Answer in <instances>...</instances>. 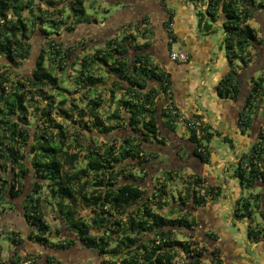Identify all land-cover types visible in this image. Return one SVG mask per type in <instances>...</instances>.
<instances>
[{
  "label": "trees",
  "instance_id": "trees-1",
  "mask_svg": "<svg viewBox=\"0 0 264 264\" xmlns=\"http://www.w3.org/2000/svg\"><path fill=\"white\" fill-rule=\"evenodd\" d=\"M186 1L204 8L197 17L198 27L206 33L217 32L220 27L214 31V24L221 23L231 70L220 81L217 96L237 100L242 94L238 70L250 67L254 56L251 50L257 55L263 42L249 22L259 18L256 13L263 17L264 3ZM87 7L97 14L95 0L89 5L88 0H0V58L4 63L14 68L22 66L31 56L32 38L37 32L44 37L45 46L31 75L0 72V217L18 207L16 201L23 198L19 212L33 227L31 238L34 236L48 251L45 256L15 254L4 262L0 246V264H63L49 252H66L77 245L95 251L103 258L102 264H203L206 249L199 248L198 242L176 238V230L184 235L185 230L193 232L195 220L188 215L171 219L159 213L168 205V183L174 180L176 171L165 170L166 179L151 192L139 183L148 173L141 169L143 177H137L129 167L141 168L158 159L159 153L149 152L144 146L167 145L160 119L173 132L180 121L187 125L190 145L178 154L181 160V154L186 155L185 163L194 156L209 164V148L215 138H222L232 151L234 142L211 126L183 116L174 99L172 75L147 52L154 35L147 18L141 29L128 28L102 45H95L94 39H81L69 47L58 41V37L76 32L82 25L100 23ZM57 69L68 76L65 88L64 81L55 75ZM13 74L20 78H13ZM252 84L238 120L243 134L255 128V116L264 108V75ZM66 94L78 96L71 100ZM40 116L41 126L33 133ZM63 123L75 125L73 134ZM95 132L106 137L103 144L89 143L88 135ZM31 175L37 183L26 193V180ZM231 176L242 189L264 182V126L250 149L237 158ZM220 191L195 174L180 201L183 207L187 206L184 199H188L200 208L209 199L215 201ZM253 198L260 209L261 195ZM250 200L240 197L236 201V220L253 219ZM44 202L57 214L66 232L77 238L62 237L60 243L48 240L52 232L44 221ZM81 210L89 211V221ZM259 213L262 225L248 228V238L254 243L264 240V208ZM61 231L57 233L61 235ZM8 235L12 246L22 245L19 231L12 230ZM179 252L182 263L177 261ZM211 254L214 263L223 264L220 249L215 248ZM41 259L43 263H39Z\"/></svg>",
  "mask_w": 264,
  "mask_h": 264
},
{
  "label": "crops",
  "instance_id": "crops-1",
  "mask_svg": "<svg viewBox=\"0 0 264 264\" xmlns=\"http://www.w3.org/2000/svg\"><path fill=\"white\" fill-rule=\"evenodd\" d=\"M103 3L108 4L107 2ZM108 6H112L113 10L107 7L102 8L101 13L103 14L105 10H109L102 22L82 25L79 28L89 34L92 29L93 33L90 35L93 36L88 37L97 38L99 35L103 37V44L107 39L113 38L117 34L122 35L128 28L141 29L144 25L143 20L147 18L154 30L151 48L147 52L150 53L155 63L160 64L172 75L174 99L183 116L188 120H197L209 125L213 131L217 130L223 134V137L228 136L233 140L235 145L233 154L224 159V162L219 161L223 164L217 167L219 172L224 168L225 172L222 173L226 178L218 171L214 172L209 168V165L212 166L216 162L215 158L220 155V150L209 148L211 153L209 164H203L192 156L189 162H194L195 167L193 168L184 162L183 159L186 158L184 153L181 154L182 160L178 157L179 151L183 147H189V136L183 138L174 135L172 137L175 139L176 145L180 144V147L177 146L171 154L175 161V163L171 161V164H174L172 166L179 167L172 170L180 172L187 167L193 173L202 176L207 183L219 187L223 191L224 200L231 205V213L226 218V222L221 216L222 211L229 210L225 205L215 206L216 209L208 215V226L215 230L216 248L221 250L222 257L227 256L229 264H264V240L254 243L248 238L249 226H261L262 222L255 221V215L253 219L244 221L235 219L233 207L236 201L244 196L235 193V187L230 177L233 171H228L229 166H232L236 161L237 154L240 156L249 150V145L255 142L259 130L264 126L263 108L255 116L254 129L243 134L238 128L240 111L244 106L247 93L251 91L252 81L256 79V73L259 71L256 69V65L264 57L263 55L261 58V49H257V55L254 53V59L249 68L238 70L237 78L241 85V96L237 100L220 99L217 96L218 85L231 70L226 51L223 48L225 32L221 23L214 24V31L217 27L221 28L214 33H206L198 27L197 13L200 10L203 11L204 8L186 0H115ZM257 16L261 15L256 13ZM169 22L171 23L170 28L167 25ZM108 30L109 33H105ZM95 38L96 44L99 43ZM171 41L174 44L170 45ZM142 43L141 41L140 44ZM176 46L188 52L189 60L187 62H178L171 58L170 51ZM166 144L169 146L168 143ZM166 146L163 148H167ZM152 147H154L153 144H148L146 149L151 150ZM257 185L258 189L254 191L255 189L252 188L250 195L261 194L264 203V182Z\"/></svg>",
  "mask_w": 264,
  "mask_h": 264
},
{
  "label": "rangeland",
  "instance_id": "rangeland-1",
  "mask_svg": "<svg viewBox=\"0 0 264 264\" xmlns=\"http://www.w3.org/2000/svg\"><path fill=\"white\" fill-rule=\"evenodd\" d=\"M93 0H88V5L92 2ZM96 1V8H97V12L99 13H94V11L90 10L87 7V10H89L90 14L96 15V17L98 18V20L100 22H102L103 18L105 17V14L101 13L102 8H112V6H108L109 4H111L113 2V0H95ZM261 1L262 3H264V0H258ZM103 2H107L108 4L105 5ZM87 6V5H86ZM113 10V8H112ZM115 12V9H114ZM113 13V11H112ZM264 14V11L262 12ZM262 19V20H261ZM249 24L258 30L259 35L261 37V39L263 40L262 45L258 47V49H261V58L264 55V15L262 18H258L255 20H252L249 22ZM221 29V28H219ZM91 32L90 34L93 33V30L90 29ZM105 33H109V30L106 31ZM89 33H87L85 30L78 28L76 32L73 33H64L61 37H58V41L65 43L68 47L72 44H75L76 41L81 40V39H94L89 38L93 35H90ZM117 34V33H116ZM108 35V34H107ZM118 35V34H117ZM89 36V37H88ZM97 40V44L95 45H99L102 44L103 42V37H100L98 35L97 38H95ZM173 42V41H171ZM32 43H33V49H32V53L30 58L24 62L22 64V66H20L19 68H14V67H9L6 63H4V61L0 58V61H2V63H0V72L3 71H7L9 74L13 73V72H20L22 75L24 76H29L32 74L37 60L39 58V56L42 54L43 49L45 48L44 46V37L42 36V34L40 32H37L33 35L32 38ZM141 43V40L140 42ZM174 44V42H173ZM178 50H182L185 51L183 49H179L178 46H176L175 49H173L171 51H178ZM252 51V56L255 53L256 50H251ZM187 54L188 52L185 51ZM189 56V54H188ZM172 58V56H171ZM254 59V56L253 58ZM174 61H178V60H174ZM178 62H182V61H178ZM187 62V61H186ZM264 57L262 60H260L257 65H256V69L259 70L258 73H256V78H258L261 75H264ZM55 75L57 78H59L60 80L64 81L62 86L65 88L68 85V76H66L64 70H59L57 69L55 72ZM13 78H20V77H16L15 74L12 75ZM75 87L72 86L71 90L74 91ZM48 91V90H47ZM49 93L51 94H55V92L50 91ZM67 97L72 98L71 100H73L74 98H77L78 94H74L72 97L66 94ZM71 102V101H70ZM78 103L80 104V101H78ZM159 104L162 105V100H159ZM70 105V103H69ZM69 107V106H68ZM114 109V105L111 106L110 109H108V112L112 111ZM33 113H36V111H34ZM106 115L107 111L105 112ZM185 117V116H184ZM58 121L62 122V120L59 117H56ZM43 120V116H40L39 120L35 123L32 132L35 133L37 132L36 127H39V125L41 126ZM160 122V130L162 133V136L165 139V142L168 143L169 146H166L167 148H163L164 145H159L158 143H154V147H152L151 150L146 149L147 145H145V149L148 150L149 152H156L159 153L158 155V159L155 160V162L153 163H147L144 164L143 167L141 168H136L133 165H131L129 167V169L131 171H133V173H135V175L137 177H143V173L140 172L141 169H144L148 175L144 177V181L143 182H139L140 185L148 188L151 192L154 190V186L155 185H159L161 183H163V180L166 179V174H165V170H167L168 168H178L177 165L172 166L174 164H171V161H173V163H175L174 159H173V155H171L173 153V151L176 150L177 146L180 147V144L176 145V141L175 139H173L172 137L174 135H178V137H183L186 138L190 135L189 130L187 125L180 121V123L177 125L175 131H171L167 128H165L162 125V120H159ZM65 127L69 128L71 134H73V128H74V124L71 123H63ZM125 133V132H123ZM131 134V133H129ZM89 138V143H98V144H103L105 142L106 137L100 135L98 132H95L94 134H89L88 135ZM94 139V140H93ZM256 141V140H255ZM250 144V143H249ZM252 145V144H251ZM251 145H249L251 147ZM211 148H215L216 151H219L220 155H217V158H215V161L212 166L209 165L210 170L220 173L221 175H223L224 178H226L224 176V168L223 171L219 172V170H217V167L220 164H223L224 159L230 157L231 154H233V151L230 149V147L228 146V144L224 143L222 139L220 138H215L212 143L210 144ZM250 149V148H249ZM183 154V153H182ZM238 154H237V158H238ZM236 158V161H237ZM223 161L222 163L219 161ZM163 161V162H162ZM169 161V163H168ZM236 161H234L233 165L229 166V170L230 172L233 171V168L235 166ZM170 164V165H169ZM187 166H191V168L195 167L193 166L194 162H188ZM221 166V165H220ZM219 166V167H220ZM128 167V166H127ZM216 167V168H215ZM215 168V169H213ZM223 172V173H222ZM176 175L174 176V180L172 182L168 183V188L167 191L169 193V196L167 198L168 201V205L164 207L163 210L159 211V213L161 215H164L165 217L171 218V219H175L178 218L180 215H188V217L190 219L195 220L196 225L194 227V231L191 232L189 231V233H187V235H184L182 233V231L180 230H176V238L180 241H190L192 243L194 242H198L199 248H204L206 249V251H204V256L202 257V263L203 264H216L214 263L216 261L213 260V256L211 254V252L217 247V243L215 242L217 239V235L214 233V229L210 228L208 226V215L210 214V212H212L215 208V206L217 205H225L226 207L229 208V210H224L221 213V216L223 218V221L225 220L226 222V218H228V216L231 213V205H229L228 203H226V201L224 200L223 197V191H220V196L215 200V201H211L209 199V202L200 208H195L194 205L192 203H188V199H184V201L187 202V206H182V202L180 201V198L184 197V194L186 192V188L189 186V183L193 181L194 179V175L195 173H193L192 171H190L187 167L184 168V170H181L180 172H175ZM232 175V174H231ZM232 178V176H230ZM232 183L233 186L235 187V193H237L239 196H244V197H250L251 198V203L252 206L254 207V215H255V221L257 222H262V218L260 216L259 211L261 209L264 208V203L261 199V204L259 202L258 206H260V209L256 208V202L253 197L254 195H250L251 194V189H241L238 180H236L235 178H232ZM37 180H35L34 175L30 176L27 180H26V193L30 192L33 187L36 185ZM226 183V182H225ZM257 186V187H256ZM255 187H253V189H255L254 191H256V189H258V185H256ZM261 188H263V186H260ZM264 189V188H263ZM204 191V190H203ZM202 191V193H203ZM205 193V191H204ZM261 195V194H258ZM228 196V194H227ZM257 196V195H255ZM22 201L23 198H20L16 201V205H18V207H16L14 210L12 211H8L7 214H4L2 217H0V246L2 248V260L4 262H8V260L10 258H12L15 254H19L21 257H24L27 253H33L36 255H40V256H45L48 251L46 249H44V247H42L35 239L33 236V239L31 238V235L33 233V227L30 226L28 224V222H25V220L23 219L21 213L19 211H21L20 207H22ZM235 206L236 203L233 207V209L235 210ZM183 208V211H181V209ZM172 209L174 210V212H172ZM42 211L44 214V221L49 225V227L51 228V232L48 236V240L51 243H60L62 241V237L63 238H67V237H76L75 234L70 233V232H66L63 224H61L60 221H58L56 219V213L54 212V210L47 204V203H43L42 206ZM81 214L84 216V218L89 221V219L91 218L90 213L88 210H81ZM234 214V213H233ZM232 214V215H233ZM231 215V216H232ZM16 225V227H15ZM61 229V235H59L57 233V231ZM12 230H16L20 232V237L23 240V243L21 246H12L10 241H8L9 238V233H11ZM94 235H98V233L96 231H93ZM211 236H213V239L211 238ZM77 238V237H76ZM49 254H54L56 255L63 264H102L103 258H100V256L92 250H89L81 245H77L75 247H73L71 250L69 251H60V252H55V251H50ZM177 261L179 262H183V258L180 255L179 252V256L177 258ZM42 262L43 263V259L39 260V263ZM191 261H189L188 263H190ZM229 258L227 256H223L222 258V263L223 264H229Z\"/></svg>",
  "mask_w": 264,
  "mask_h": 264
},
{
  "label": "built area",
  "instance_id": "built-area-1",
  "mask_svg": "<svg viewBox=\"0 0 264 264\" xmlns=\"http://www.w3.org/2000/svg\"><path fill=\"white\" fill-rule=\"evenodd\" d=\"M171 56H172L173 60H178V61H182V62H186L189 59L188 54L182 50L172 52ZM203 193H204V191H203Z\"/></svg>",
  "mask_w": 264,
  "mask_h": 264
},
{
  "label": "water",
  "instance_id": "water-1",
  "mask_svg": "<svg viewBox=\"0 0 264 264\" xmlns=\"http://www.w3.org/2000/svg\"><path fill=\"white\" fill-rule=\"evenodd\" d=\"M187 233H189V230H185Z\"/></svg>",
  "mask_w": 264,
  "mask_h": 264
}]
</instances>
